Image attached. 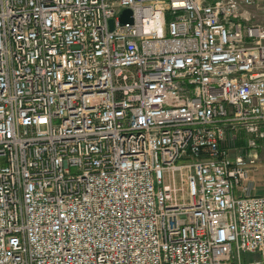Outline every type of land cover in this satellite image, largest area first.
<instances>
[{
  "label": "built area",
  "instance_id": "built-area-1",
  "mask_svg": "<svg viewBox=\"0 0 264 264\" xmlns=\"http://www.w3.org/2000/svg\"><path fill=\"white\" fill-rule=\"evenodd\" d=\"M263 142L264 0H0V264H264Z\"/></svg>",
  "mask_w": 264,
  "mask_h": 264
},
{
  "label": "rangeland",
  "instance_id": "rangeland-1",
  "mask_svg": "<svg viewBox=\"0 0 264 264\" xmlns=\"http://www.w3.org/2000/svg\"><path fill=\"white\" fill-rule=\"evenodd\" d=\"M261 165L259 171L257 172L253 185L255 187V194L264 195V142L262 143L261 151ZM259 257L257 255H245L243 257L244 264H251V262L258 261Z\"/></svg>",
  "mask_w": 264,
  "mask_h": 264
},
{
  "label": "water",
  "instance_id": "water-1",
  "mask_svg": "<svg viewBox=\"0 0 264 264\" xmlns=\"http://www.w3.org/2000/svg\"><path fill=\"white\" fill-rule=\"evenodd\" d=\"M121 22L123 24H132L133 19H132V12L130 10H125L121 16Z\"/></svg>",
  "mask_w": 264,
  "mask_h": 264
}]
</instances>
